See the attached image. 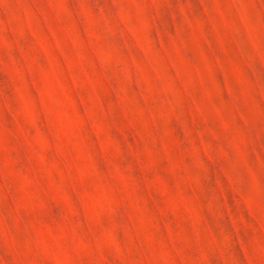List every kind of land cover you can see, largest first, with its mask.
Wrapping results in <instances>:
<instances>
[{"label":"rangeland","instance_id":"374dc122","mask_svg":"<svg viewBox=\"0 0 264 264\" xmlns=\"http://www.w3.org/2000/svg\"><path fill=\"white\" fill-rule=\"evenodd\" d=\"M0 264H264V0H0Z\"/></svg>","mask_w":264,"mask_h":264}]
</instances>
